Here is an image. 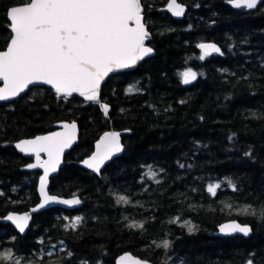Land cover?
Instances as JSON below:
<instances>
[{"label":"trees","instance_id":"16d2710c","mask_svg":"<svg viewBox=\"0 0 264 264\" xmlns=\"http://www.w3.org/2000/svg\"><path fill=\"white\" fill-rule=\"evenodd\" d=\"M167 1L142 0L156 54L107 79L100 101L110 106L108 117L98 103L58 97L47 87L0 102V218L38 202L39 172L21 169L31 157L13 144L61 121H76L80 139L49 190L84 202L36 214L24 235L0 222V253H12L0 264H114L123 252L153 264H264V220L239 214L264 207V5L179 0L187 11L176 20L164 10ZM25 2L0 0V51L11 36L7 10ZM204 41L222 54L201 60L197 46ZM188 70L196 80L185 86ZM107 130L122 131L125 148L98 177L78 162ZM214 184L220 187L212 196ZM121 195L128 204L118 202ZM228 220L248 225L251 234L216 236ZM186 221L191 234L181 227ZM164 241L167 249L158 247Z\"/></svg>","mask_w":264,"mask_h":264},{"label":"snow or ice","instance_id":"6c2138e0","mask_svg":"<svg viewBox=\"0 0 264 264\" xmlns=\"http://www.w3.org/2000/svg\"><path fill=\"white\" fill-rule=\"evenodd\" d=\"M229 3L237 9H256L264 5V0H229ZM142 11V0H26L21 5L11 7L7 16L12 35L6 50L0 51V81L3 82L0 101L18 97L29 85L37 83L51 85L58 96L69 97L78 93L88 101H97L101 81L108 73L129 68L152 52L150 47L145 46L149 33L142 22ZM169 11L175 16L184 13L176 0H171ZM198 47L204 52L201 60L212 52H220L214 44H200ZM182 77L183 83L188 84L196 79V73L188 70L182 73ZM104 111H108L106 106ZM62 127L64 130L61 132L16 144L22 153L35 156L36 163L30 164V168L44 170L40 180V193L44 201L40 207L49 203H80L78 199L58 201L45 192L49 173L56 171L65 148L70 147L76 139L74 123ZM121 150L119 134L105 133L97 143L95 153L84 163L99 173L101 165ZM41 153H45L48 159L42 161ZM150 175L155 177L154 172ZM219 187V184L209 185L207 190L215 196ZM232 188L236 191L234 185ZM120 201L129 203L123 195L118 197ZM239 214L258 216L264 220V207L259 213L246 207ZM7 219L23 233L29 218L8 216ZM81 219L75 218L71 227L75 229ZM185 226L190 234L194 231L190 222L181 225ZM129 227L143 228V224L133 223ZM251 231L248 225L237 222L220 228L224 235L242 233L248 236ZM158 247L167 249L169 243L164 241ZM0 260L11 262V251L0 253ZM125 260L130 264H142L130 256L121 257V264ZM15 264H20L19 258ZM247 264H253V260L249 259Z\"/></svg>","mask_w":264,"mask_h":264},{"label":"water","instance_id":"95a60500","mask_svg":"<svg viewBox=\"0 0 264 264\" xmlns=\"http://www.w3.org/2000/svg\"><path fill=\"white\" fill-rule=\"evenodd\" d=\"M170 3H171V0H168L166 6H165V8H164V10H165V11H166V12H167V13H168L173 19L181 20V19L185 16V14H186L187 6L184 5L183 3H181L179 0H176V3L183 7V9H184V13H183V15H181V16H175V15H173V13H172L171 11H169V4H170ZM16 6H18V5H16ZM12 7H13V6H12ZM10 8H11V7H10ZM10 8H9V9H10ZM9 9H8V10H9ZM142 9H143V11H142L143 21H142V22L144 23L145 28H146V30L148 31V33H149V38H150L151 33H150V31L148 30L147 24L145 23V14H144V7H143V4H142ZM8 10H7V12H8ZM248 10H255V9H248ZM7 19H8V16H7ZM8 21H9V19H8ZM9 23H10V21H9ZM9 31H10V24H9ZM10 33H11V31H10ZM11 35H12V33H11ZM149 38L145 40V46L150 47V48L152 49V52H151L149 55L145 56L143 59L137 61L136 64H134L133 66H131V67H129V68L116 69L115 71L108 73V75L105 76L104 79L101 81L97 101H88V100H86L84 97L80 96L78 93H73L71 96H74V95H75V96H78L80 99H82L83 101H86V102H96V103H98V104H99V107H100V109H101V111H102V113L105 115V117H108L109 112H110V106H109L108 104H106V103L100 101V100H101V89H102V86H103L104 83L107 81V79H108L109 77H111L114 73H116V72H127V71H132V70L136 69V68L138 67V65L141 64L144 60H146V59H148V58H151V57H153V56L156 54V53H155V50H154L150 45H148ZM200 44H214L217 48L220 49V52H219V53L212 52L210 55H207V56H212V55H214V54H221V53H222V49H221V47H220L217 43H215V42L204 41V42H201ZM200 44H199V45H200ZM199 45H198V46H199ZM198 46H197V49H198V50L204 55L203 50L200 49ZM4 50H6V48H5ZM4 50H1V51H4ZM194 81H195V80H192L190 83L185 84V85H186V86H189V85H191ZM0 87H3V82H2V81H1V85H0ZM33 87H47V88L52 89V90L55 92V90L52 88L51 85H47V84H43V83H37V84L29 85V87H28L23 93H21L18 97L12 98V99H10V100H8V101H0V102H4V103H6V102H11V101H13V100H15V99L21 97V96L24 95L25 93H27V92H28L31 88H33ZM55 93H56V92H55ZM56 94H57V93H56ZM57 95H58V94H57ZM59 97H63V96H59ZM104 106H106L107 109H108L107 113H105V111H104ZM73 123L76 125V139H75L74 143H73L70 147L65 148V150H64V152H63V155L61 156L60 163H59V165H58L56 171H54V172H50V173H49L48 178H47V182H46V186H45V192H46L49 196H53V197H55L58 201H59V200H72V199H78V200H80V203L77 204V205H66V204H62V203H49V204H45L44 207H40V205H41V204L43 203V201H44V198L41 196V193H40V180H41V177L44 175V170H43V168H30V167H29L30 164H34V163H36L35 156H34V155H29V154L22 153L19 149L16 148V144L19 143V142H21V141H24V140H32V139H35V138L38 137V136L49 135V134H51V133H53V132H61V131L64 130L63 127H62L64 124H73ZM56 127H57L56 129H54L53 131H50V132H48V133H45V134H39V135H36V136H34V137H29V138H22V139L16 141V142L13 144L15 150H16L18 153H20L23 157H30V156L33 157V160H32L30 163H28V164H26L25 166H23L21 169H22L23 171H40V175L38 176V179H37V185H36V190H37V194H38V197H39L38 202H37L35 205L29 207L26 211H23V212L11 211V212H8L4 217L0 218V222H2V223H4V224H9V225H11V226H12V227H13V228H14L19 234H21V235H24V234L26 233V231L28 230L29 226L31 225V222H32L34 216H35L36 214L40 213V212H43V211H45V210H48V209H51V208H55V207H60V208H62V209H64V210L73 211V210L80 209V208L83 206V204H84L83 200H82L78 195H73V196L64 197V196H59V195H56V194H51V192H50V190H49L50 183H51V179L54 178V177H56V176L59 174L60 170H61V169L63 168V166H64L66 155H67V154H68V153H69V152H70V151H71V150H72V149H73V148L79 143V139H80V128H79V125H78V123H77L76 121H61V122H58V123L56 124ZM105 133H118V134H119L120 145H121V149H122V150H121L120 152H118V153H115L110 159L106 160V161L101 165L100 172L97 173V172L93 171L91 168L87 167V166L85 165L84 161H85V160H88V159H90V158L92 157V155H93V154L95 153V151H96V145H97V143H98V142L104 137ZM124 148H125V147H124V145H123V143H122V131L107 130V131L103 132V133L99 136V138L96 140V142L94 143V147H93L92 152H91L87 157H85L83 160H81L80 162H78V165H79L81 168H84V169H86V170L92 172L93 174L97 175L98 177H100V176H101V171L105 168V166H106L107 164H109L110 162H112V161H113L114 159H116L117 157L121 156V155L123 154V152H124ZM47 159H48L47 155H46L45 153H41V160L43 161V160H47ZM8 216H17V217L27 216L29 219L27 220V227L25 228V231H24L23 233H21V232L19 231V229L16 227V224L13 223L12 221H10V220L7 219ZM231 222H237V223L241 224V223H240L239 221H237V220H228V221H226V222H224V223H222L221 225L218 226L217 231L215 232V235H216V236H219V237H235V236H243V237H247V236H244L242 233H233L232 235H224L222 232H220V228H221L223 225H225V224H229V223H231ZM241 225H245V224H241ZM250 234H251V232L249 233V235H250ZM249 235H248V236H249ZM125 256H130V257H132L134 260H139V261L142 262V264H143V262H147V264H153V263H151L150 261H147V260L141 259L140 257L135 256V255H133V254L130 253V252H123L122 254H120L119 256H117L116 259H115V261H114V264H121V262H120V258H121V257H125ZM122 264H130V261L125 260V261L122 262Z\"/></svg>","mask_w":264,"mask_h":264},{"label":"flooded vegetation","instance_id":"af4514ba","mask_svg":"<svg viewBox=\"0 0 264 264\" xmlns=\"http://www.w3.org/2000/svg\"><path fill=\"white\" fill-rule=\"evenodd\" d=\"M32 160H33V157H31V161H32ZM31 161H30V162H31ZM39 173H40V172H39Z\"/></svg>","mask_w":264,"mask_h":264},{"label":"rangeland","instance_id":"374dc122","mask_svg":"<svg viewBox=\"0 0 264 264\" xmlns=\"http://www.w3.org/2000/svg\"><path fill=\"white\" fill-rule=\"evenodd\" d=\"M193 72V71H192Z\"/></svg>","mask_w":264,"mask_h":264}]
</instances>
